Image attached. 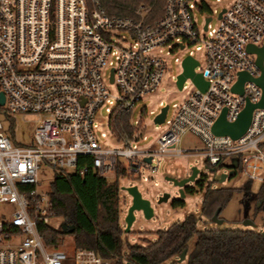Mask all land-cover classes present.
Wrapping results in <instances>:
<instances>
[{
    "label": "built area",
    "instance_id": "2783aa9c",
    "mask_svg": "<svg viewBox=\"0 0 264 264\" xmlns=\"http://www.w3.org/2000/svg\"><path fill=\"white\" fill-rule=\"evenodd\" d=\"M213 1L226 6L217 12L202 0H164L160 18L146 26L141 7L139 21H132L106 15L98 0H0V107L5 115L39 117L26 145L11 143L0 120V203L9 205L0 214V264H111L92 249L72 246L66 253L43 241L42 227L57 226L49 224L56 216L50 209L48 188H39L41 163L54 173L71 169L82 175L91 170L107 180L134 179L147 172L142 181L155 186L152 176L164 157L199 156L211 168L220 164L231 172L235 160L245 181H262L264 107L252 109L247 128L235 139L212 134L211 126L222 109L224 119L232 122L246 100L260 99L261 89L254 81L260 68L256 54L246 47L264 44V0ZM194 10L204 14L202 35ZM172 51H186L173 57L176 63L186 56L196 60L194 71L207 86L201 91L189 81L183 99L170 104L172 114L168 116L167 104L163 121L153 126L158 130L153 142L138 148L133 142L139 136L146 140L138 122H131L129 116L132 130L126 133L111 121L156 91L165 56ZM194 52L203 55L197 71ZM240 71L249 79L242 82L238 94L231 87ZM176 75L170 78L175 80ZM99 107L108 117L107 130L98 137L108 136L113 147L101 144L95 133ZM187 132L199 140L198 149L177 147ZM79 159L89 162L78 164Z\"/></svg>",
    "mask_w": 264,
    "mask_h": 264
},
{
    "label": "trees",
    "instance_id": "16d2710c",
    "mask_svg": "<svg viewBox=\"0 0 264 264\" xmlns=\"http://www.w3.org/2000/svg\"><path fill=\"white\" fill-rule=\"evenodd\" d=\"M88 1V0H86ZM105 14L139 21L137 14L143 16V25L156 22L162 13L164 0H98ZM130 112H121L113 117L111 123L118 131L130 133ZM89 159H79L78 164ZM217 167H221L219 164ZM215 168V167H214ZM232 175L237 169L233 168ZM203 189V180L195 182ZM118 187L115 180H107L88 170L82 175L76 171L54 173L48 185L50 209L61 223L71 225L72 230H62L60 226H43L41 236L46 244L57 246L64 236H70L73 247L92 249L98 256L111 261V264H160L177 257L185 250V264H264V241L258 230L253 229H206L197 227L198 219L192 213L182 220L172 223L167 229L155 230L154 240L145 245L125 244L122 252V229L119 226ZM186 187L184 193L191 192ZM235 191L250 193V182L245 181L236 188L220 187L203 189L199 213L210 219L214 210H220ZM256 209H263L264 177L254 193ZM173 206H182L180 199L172 200ZM219 210V213H220ZM218 213V214H219ZM218 216V215H217ZM193 243L188 248V241ZM169 264H176L171 262Z\"/></svg>",
    "mask_w": 264,
    "mask_h": 264
},
{
    "label": "rangeland",
    "instance_id": "374dc122",
    "mask_svg": "<svg viewBox=\"0 0 264 264\" xmlns=\"http://www.w3.org/2000/svg\"><path fill=\"white\" fill-rule=\"evenodd\" d=\"M208 7V9L216 10L219 12L225 3L216 4L213 0H202ZM194 22L197 26L198 32L202 35V26L204 23V14L197 11H193ZM215 18L211 20V25L215 24ZM164 49V51H168ZM186 51H172L170 56H165V69L160 79L159 85L156 91L152 94L146 95L133 107L130 112V121L138 122V128L140 133L145 135L146 140H141L140 136L133 142L138 148L152 143L158 134V130H154L152 119L155 113L158 112L161 106L168 104L167 114H172L173 109L171 103L180 102L187 91L190 89L189 79H186L184 89L178 90L175 86L174 79L170 78L171 75H176L180 70V62L173 61V57H182ZM193 56L199 61L196 71L203 65V55L201 52H194ZM109 89L114 93V86L109 84ZM148 110H152L154 114H149ZM107 113L104 112L103 107H99L96 110L94 117V123H96L95 133L98 137L100 131H106L105 124L107 122ZM0 120L3 123L6 135L11 143L16 145H26L31 143L33 131L36 127L39 117L32 114L24 113H10L5 115L3 108L0 107ZM101 144L109 147H113L115 143L107 136L99 138ZM200 146L199 140L190 133H184L181 135L177 147L182 150H196ZM190 153V151H189ZM196 167L198 174L194 182L188 183V186L192 188L191 192L184 194L183 198H179L177 187L173 186L171 182L164 179L165 176H172L177 179L188 176L190 168ZM71 171V169H67ZM221 173H225L226 177L223 181H219ZM148 175L147 172L137 175L134 179L130 178H117L116 184L118 187V200H119V216L118 222L122 231L124 229L123 217L126 213L128 206L130 205V196L122 187L136 185L142 198L149 201L152 208V216L148 219L144 218L140 211H133L134 220L131 223L128 232L122 233V252H125V244H138L145 245L147 241H152L155 238L153 232L155 230L167 229L172 223L180 221L183 217L192 213L195 217L199 218L197 227L201 230L206 229H253L263 231L264 230V208L256 209L257 201L255 200L254 193L258 188V182H250V193L243 196V192L235 191L232 193L229 200L220 210L218 218L222 220L221 223L212 222L210 219H206L199 213V206L202 200L203 189L208 186L211 189H217L220 187H232L236 188L245 182L243 176L236 169L233 175H229L228 168L226 166L211 168L203 158L199 156H166L162 159L159 170L152 176V180L156 182L154 186L152 181H142V176ZM54 176V170L45 164L41 163L38 170L39 188L46 190L50 181ZM199 179L203 180V189L199 190L195 182ZM110 180H115L110 179ZM168 193V197L165 201L157 203V198L161 193ZM180 199L183 201L182 206H173L172 200ZM264 206V205H263ZM9 208L8 204L0 203V214ZM244 221H251L255 224V227L249 225H243ZM61 219L59 217H52L49 219V224L52 226H59ZM193 237L188 241V248L192 246ZM64 252L68 253V250L72 247V240L70 236H64L57 244ZM177 257L170 258L161 262L160 264H169L175 262L176 264H185V259L177 262ZM68 264V263H65Z\"/></svg>",
    "mask_w": 264,
    "mask_h": 264
},
{
    "label": "water",
    "instance_id": "95a60500",
    "mask_svg": "<svg viewBox=\"0 0 264 264\" xmlns=\"http://www.w3.org/2000/svg\"><path fill=\"white\" fill-rule=\"evenodd\" d=\"M220 16V13L218 14V17ZM209 19H206L208 21ZM205 21V22H206ZM205 27H203L204 29ZM246 51L248 52H254L256 54L255 63L260 68V75L256 78H254V81L257 83V85L261 89V96L260 99L256 103H250L247 100L245 101L243 107L239 111L238 115L236 116L235 120L232 122H227L224 119V109L221 110L218 117L215 119L211 126V132L214 135H226L229 136L232 139H235L239 137L245 129L247 128L249 121H250V115L251 111L255 107H264V68L261 67V60L264 57V44L261 48H254L253 46L249 45L246 47ZM197 65L196 60L193 58L186 56L181 61V71L178 73L175 77V86L178 90L181 89L182 83L185 79H189L191 83L199 90L203 91L207 83L206 81L201 77L199 72L194 71V66ZM249 79V76L244 72H238L237 73V81L232 85L231 91L241 94V84L244 80ZM3 103V95L0 92V105ZM167 109V104H164L161 106L158 110V112L153 116V123L159 124L163 121L165 112ZM145 162H149V158L145 157L143 159ZM236 166V161L232 160V163L230 164V168H234ZM198 174V169L196 167L190 168V173L188 176H185L183 178L177 179L172 176H165L164 179L168 182H171V184L175 187H177V192L179 195V198L184 197V189L188 186V183L194 182L196 176ZM229 175H232V172L229 171ZM226 177L225 173H221L219 176V181H223ZM127 194L130 196V205L128 206L126 213L123 217L124 222V232H128L129 227L131 223L134 220V214L133 211H140L142 216L146 219L150 218L153 214L152 208L149 204V201L145 198H142L139 191L137 190L136 185L126 186L122 187ZM168 197V193L163 192L160 194V196L157 198V203L161 201H165ZM264 202V199H262ZM220 208L217 207L210 220L215 223H221L222 220L218 218ZM243 225H249L251 227H255V224L251 221H244ZM60 228L62 230H67L70 232L72 230V226L68 225L66 226L64 223H60ZM260 235L263 238L264 241V230L260 231ZM185 250H182L179 255L177 256V262L184 259ZM128 264V263H126Z\"/></svg>",
    "mask_w": 264,
    "mask_h": 264
},
{
    "label": "crops",
    "instance_id": "0c3cea01",
    "mask_svg": "<svg viewBox=\"0 0 264 264\" xmlns=\"http://www.w3.org/2000/svg\"><path fill=\"white\" fill-rule=\"evenodd\" d=\"M263 151H264V145H263ZM259 185V184H258Z\"/></svg>",
    "mask_w": 264,
    "mask_h": 264
}]
</instances>
